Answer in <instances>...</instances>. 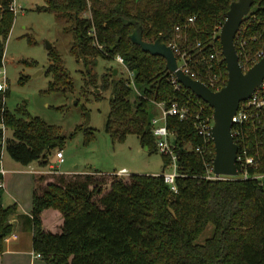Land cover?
Instances as JSON below:
<instances>
[{
	"label": "trees",
	"instance_id": "trees-1",
	"mask_svg": "<svg viewBox=\"0 0 264 264\" xmlns=\"http://www.w3.org/2000/svg\"><path fill=\"white\" fill-rule=\"evenodd\" d=\"M13 1L0 0V68L16 17ZM233 1L45 0L46 5L38 7L70 20L74 33L71 51L78 59L87 62L91 58L88 63L96 64L98 57L113 60L121 56L135 72V83L143 90L137 103L130 98L133 87L129 78H117L115 71L111 80L103 77L102 90H112L106 131L114 141L136 134L144 146L159 150L152 132L156 114H151L149 103L153 100L168 107L177 100L189 110L188 119L167 117L179 149L177 193L161 174H132L127 179L115 174L109 179L97 169L61 172L45 186L40 183L44 176H37L32 210L24 215V223L33 232L34 252L42 255L45 264H264V179L206 178L215 146L199 134L195 115L212 117L214 109L192 91L182 86L177 89L165 58L146 52L131 39L142 26L144 40L176 44L191 57L196 78L205 81L217 75L223 87L228 70L220 30ZM190 17L196 18L193 24L188 23ZM240 32L247 39L249 53L263 45L264 0L254 1ZM236 46L241 54L238 43ZM49 51L60 65L59 53L54 47ZM213 52L219 56L210 59ZM59 70L49 90H71L66 70L61 66ZM87 84L94 85L95 80L89 79ZM9 95V89L0 90V157L6 150L24 165L35 161L47 165L48 153L64 145L66 136L59 126L31 116L27 109L10 110L5 101ZM3 124L12 130L11 136L5 135ZM237 129L239 152L245 148L259 159L257 167H249L250 173L264 174V112L255 123L235 125L233 131ZM185 144L191 148L183 149ZM162 156L168 164L169 156ZM2 180L0 176V254L14 231L13 218L18 212L17 203H3ZM46 208L63 214L61 231L44 229L42 211ZM211 226L212 235L199 242Z\"/></svg>",
	"mask_w": 264,
	"mask_h": 264
},
{
	"label": "rangeland",
	"instance_id": "rangeland-1",
	"mask_svg": "<svg viewBox=\"0 0 264 264\" xmlns=\"http://www.w3.org/2000/svg\"><path fill=\"white\" fill-rule=\"evenodd\" d=\"M13 3L16 17L4 56L7 90H10L6 104L12 111L18 107L27 109L31 116H39L47 123L59 126L66 140L59 149L48 153L49 163L45 166L40 161L24 165L4 150L3 162L8 174L1 189L3 203H17L18 211L31 207L40 176H44L40 183L45 186L61 172L97 169L109 179L115 174L127 179L132 174L162 175L164 171H171L172 167L164 163L162 153L144 146L138 135L129 134L124 141H114L106 131L112 90H102L103 77L111 80L117 69L114 76L129 78L127 69L116 59L98 57L96 64L88 63L91 58L87 62L84 58L78 59L71 51L74 33L70 20L59 18L55 11L38 9L46 5L45 0H14ZM49 44L61 56L60 65L50 57ZM59 66L66 70L72 81L69 91L49 90L50 82L61 73ZM89 79L95 80V84H87ZM132 87L130 98L137 103L143 90L140 84L134 83ZM148 107L151 114L159 115L163 110V104L153 100ZM5 135L11 136L12 130L6 127ZM156 146L159 149L157 142ZM188 147L190 145L185 144L183 149ZM61 149L65 156L59 165L61 172H50V166L58 164L56 153ZM122 168H127L129 173L118 174ZM57 224L54 220L52 227L58 229ZM212 228L198 241L203 243L210 237ZM43 262V259L37 260V264Z\"/></svg>",
	"mask_w": 264,
	"mask_h": 264
},
{
	"label": "water",
	"instance_id": "water-1",
	"mask_svg": "<svg viewBox=\"0 0 264 264\" xmlns=\"http://www.w3.org/2000/svg\"><path fill=\"white\" fill-rule=\"evenodd\" d=\"M254 1L235 0L226 13L225 22L220 30V40L227 64L228 80L220 90H213L200 79L193 78L179 68L178 57L171 45L160 39L154 42L144 40L142 26L138 27L131 35L132 41L140 45L146 52L165 58L168 70L176 76L177 80L214 109L212 134L216 154L213 169L216 175H239L237 164L239 145L233 133V117L237 113L240 103L249 99L264 80V56L247 71H244L240 64V55L235 42L242 22L250 12ZM52 47L49 44V50ZM117 71L115 69V74Z\"/></svg>",
	"mask_w": 264,
	"mask_h": 264
},
{
	"label": "built area",
	"instance_id": "built-area-1",
	"mask_svg": "<svg viewBox=\"0 0 264 264\" xmlns=\"http://www.w3.org/2000/svg\"><path fill=\"white\" fill-rule=\"evenodd\" d=\"M13 4L11 8L14 11H16V7ZM85 16H91V14L89 13V14H86ZM195 20H196L195 17H190L188 19V23L193 24ZM176 29L180 30L181 26L180 25L176 26ZM91 34L95 35L94 30H91ZM236 41L241 50V54L239 53L240 64L242 68L244 69V71H247L251 66H253L257 61H259L264 56V43L255 52L249 53L246 49L247 39L244 38L240 30L236 36L235 42ZM99 46L102 47L101 45ZM171 46L174 49L178 57L179 68L183 69L186 73L190 74L193 78H196L195 73L191 71V57L185 51L180 50V48L176 44L171 45ZM217 56H219V52H213L210 54L209 57L210 59H214ZM116 60L125 69H127L130 82L131 84H134L135 83V80H134L135 72L128 68L123 57L117 56ZM0 75H2V78L0 79V90L6 91L7 90V75H6L5 66L0 68ZM173 78H174V81L177 82L176 84L177 89H180L181 86L184 87L177 80L175 75ZM203 82L207 84L213 90H220L222 88V81H220L219 76L217 75L208 76ZM263 112H264V80H263V83L255 89V91L252 93L249 99L244 100L240 103L239 109L237 113L235 114V116L233 117L234 126L255 123ZM169 115L178 116L181 120H184V119L189 118V110L186 106L180 105V103L177 100H173L171 101L168 107H165V105L163 104V110L161 114L159 115L156 114L152 117V132L156 137V142L158 144L159 151L162 154L169 156L170 161L167 165L172 167L171 171H164L162 176L164 178L165 183L171 188V190L174 193H177L179 190L178 184H177V178L180 174L179 149L175 141L176 133L170 130L167 124V117ZM195 116H196L195 124H196L199 134H201L205 138V140L213 141V134H212V127L214 125L213 116L212 117H202L198 113H196ZM3 129L5 133L6 126L4 124H3ZM233 133H234V136L235 135L238 136L240 134V131L239 129H237L235 132L233 131ZM190 148L191 147H188L186 149H190ZM198 150L200 149L198 148ZM3 153L4 151L2 152V155L0 157V176L3 177V180L1 182L2 185H4L3 184L4 176L7 174V169L5 168V165L3 162ZM56 157H57L58 164L51 165L50 172L60 173L61 171L59 170V165L63 163L65 160L63 149L57 151ZM237 164H238V168L240 171L239 175L237 176L216 175L214 173L213 164H212V166L209 167L208 169V174L206 175V178L208 179H231V178L239 177L242 179H249V178L260 179V180L264 179V174H258V173L251 174L250 173L249 167L250 166L257 167L259 164V159L256 155H249L247 149L244 148L240 152L238 150ZM117 173L118 174H128L129 171L127 170V168H122ZM13 235L14 234H11L10 236H13ZM10 236H8L6 240H8ZM33 255L34 257L42 258V255L40 253L35 252L33 253Z\"/></svg>",
	"mask_w": 264,
	"mask_h": 264
},
{
	"label": "crops",
	"instance_id": "crops-1",
	"mask_svg": "<svg viewBox=\"0 0 264 264\" xmlns=\"http://www.w3.org/2000/svg\"><path fill=\"white\" fill-rule=\"evenodd\" d=\"M8 172V171H7ZM41 172V171H40ZM84 173V171H73L68 173ZM8 174V173H7ZM4 176V180L7 176ZM31 207L18 211L13 218L14 231L5 243V250L0 254V264H37V260L43 258L34 257L33 249V232L30 230L27 224L24 223L26 217L24 215L30 214ZM57 220L58 229L52 227V222ZM42 221L44 229L52 232H59L64 222L63 214L56 208H46L42 211ZM44 261V260H43ZM45 264V261L43 262Z\"/></svg>",
	"mask_w": 264,
	"mask_h": 264
}]
</instances>
